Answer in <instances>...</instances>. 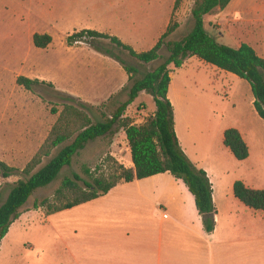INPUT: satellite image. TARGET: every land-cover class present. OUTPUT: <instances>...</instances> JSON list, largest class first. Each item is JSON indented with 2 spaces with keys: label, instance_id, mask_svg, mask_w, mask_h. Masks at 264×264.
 <instances>
[{
  "label": "crops",
  "instance_id": "crops-1",
  "mask_svg": "<svg viewBox=\"0 0 264 264\" xmlns=\"http://www.w3.org/2000/svg\"><path fill=\"white\" fill-rule=\"evenodd\" d=\"M30 1L29 7L19 0L17 8H8L22 13L20 18L26 10L38 18L39 25H30L26 34L31 33V43L34 34L49 36L51 43L45 49L32 46L49 49L57 57L56 63H50L57 72L50 80L84 105L114 100L129 79L115 59L90 47H72L68 38L80 31H95L142 53L156 45L176 12L175 0ZM244 8H255L250 17L264 24V0H232L224 10L206 15L204 26L221 27L215 35L210 33L218 43L231 48L247 43L264 58L260 42L235 43L234 27L230 32L222 28L227 16ZM168 69L167 97L179 146L195 168L205 171L212 186L213 232L204 231L193 195L169 173L121 181L101 197L31 225L30 230L47 226L55 241L50 249L55 246L64 257L58 264H264V212L249 209L233 193L237 181L249 189L264 190V120L255 110L251 88L196 57L178 69ZM211 93L221 96L213 98ZM228 129L241 135L248 148L246 160L237 161L223 145ZM124 168L133 169L132 162ZM14 223L0 243V257L9 236L29 229L22 216ZM33 248L31 244L29 250ZM25 262V257L16 262L0 260V264Z\"/></svg>",
  "mask_w": 264,
  "mask_h": 264
},
{
  "label": "trees",
  "instance_id": "trees-1",
  "mask_svg": "<svg viewBox=\"0 0 264 264\" xmlns=\"http://www.w3.org/2000/svg\"><path fill=\"white\" fill-rule=\"evenodd\" d=\"M184 0H175L173 12L177 11ZM232 0H195L190 11L193 21L192 30L180 41H167L179 27L171 19L165 33L149 51L136 53L118 39L84 30L68 38L69 43L82 39L107 40L116 48L126 52L131 58L143 64L162 59L159 54L164 47L168 55L152 72L136 78L138 70L127 66L110 50L93 45L95 51L109 56L119 62L128 75L131 83L127 101L122 103L110 117L94 122L82 103L66 104L50 130L49 137L21 172L24 178L19 179L9 190L0 205V243L9 232L11 225L20 217L22 208L29 198L39 189L46 188L59 176L64 167L71 165L73 158L89 142L111 136L116 128L123 130L130 150L133 169L118 167L114 180L93 179L91 183L82 181L74 174L72 178L63 179L60 188L55 191L53 200L35 201L33 208L46 209V215H52L78 205L84 204L107 194L119 182L130 183L158 174L169 173L176 180L182 181L193 195L198 214L201 216L204 231L213 232L215 228V208L212 201V186L207 174L197 169L189 161L179 146L174 130L173 109L167 97L170 83L169 66L180 68L190 57H196L206 64L221 71L235 75L246 81L255 99L254 107L258 116L264 120V58L259 57L253 48L241 44L238 48L218 43L205 29L204 17L215 10H224ZM33 46L45 49L51 43L47 35L34 34ZM16 84L26 91L40 84L37 80L18 77ZM142 92L149 94L155 104V111L141 125L133 124L124 117L127 107ZM71 102L75 100L67 97ZM74 100V101H73ZM56 112L53 111L52 114ZM223 145L229 149L237 161L247 159L249 153L241 135L235 129H228L223 135ZM58 151L51 157L52 152ZM51 157L45 165L38 168L44 159ZM38 168V169H37ZM16 170L0 162V177L7 179ZM88 173V171H85ZM234 196L249 209L264 212V190H252L237 181L233 186ZM72 198H70V196Z\"/></svg>",
  "mask_w": 264,
  "mask_h": 264
},
{
  "label": "rangeland",
  "instance_id": "rangeland-1",
  "mask_svg": "<svg viewBox=\"0 0 264 264\" xmlns=\"http://www.w3.org/2000/svg\"><path fill=\"white\" fill-rule=\"evenodd\" d=\"M4 2V4L1 3ZM19 0H0V162L16 170L13 176L3 179L0 177V205L5 200L10 188L19 180L24 178L23 169L35 156L49 137L50 130L56 119L63 111L66 104H77L70 97L63 86L57 88L54 81L56 68L51 69L50 63H56L57 57L50 50H36L31 43V33L26 34V29L30 25H39L37 17L23 13L15 14L10 7L17 8ZM195 0H184L179 9L175 12L173 20L180 22L177 30L170 35L167 41L182 40L193 27L190 11ZM184 3V5H183ZM25 4L31 6L30 0H25ZM26 7V9H28ZM23 11V10H22ZM255 8H244L239 12L227 16L226 26L228 32L233 30L235 34L232 39L235 43L242 40H254L260 42L261 50H264V24L251 18ZM50 19V18H49ZM48 19V20H49ZM250 19L252 21L248 22ZM248 22V23H247ZM228 24V25H227ZM179 25V24H178ZM210 34H216L219 26L212 25L205 27ZM225 30V29H224ZM226 44V41H222ZM245 43V42H244ZM247 44V43H245ZM98 45L110 50L127 66L135 67L138 70L136 78H140L148 72H152L159 66L163 59L168 55L163 47L160 50L162 59L149 64H143L131 58L126 52L116 48L107 40L82 39L81 42L72 43V47L83 48ZM249 45V44H248ZM25 77L30 80H38L40 84L33 86L32 91H26L23 87L16 84L18 77ZM131 83L120 92L119 96L107 103L86 104V111L91 119L102 121L105 117H110L121 101L127 100V94ZM220 93H211V97H220ZM215 100V99H214ZM55 111V114H52ZM155 111V104L152 97L142 92L127 107L124 117L132 121L133 124L141 125ZM217 112V111H216ZM58 151L55 149L52 156ZM129 147L123 130L116 128L111 136L89 142L72 160L68 167H64L58 178L46 188L37 190L28 200L21 210L24 221L29 226L27 232L12 234L3 245L1 259L4 257L12 261L20 260L25 257V264H58L63 260V254L54 245L51 233L46 225H40L39 229L30 230L32 224L44 221L46 215L45 208L35 210V201L43 199L53 200L55 191L60 188L63 179L72 178L74 174L81 178L77 184L83 187V182L91 183L93 179H104L107 182L114 180L119 166L128 165L131 162L128 154ZM43 160L38 167H42L51 158ZM37 168V169H38ZM85 171H88L86 173ZM72 198L71 195H69ZM62 218V216H60ZM15 223L12 228H15ZM29 230V231H28ZM2 242V241H1ZM34 251H30L31 244ZM23 247V250H22ZM55 249V251H54ZM24 254V255H23ZM0 259V260H1Z\"/></svg>",
  "mask_w": 264,
  "mask_h": 264
},
{
  "label": "built area",
  "instance_id": "built-area-1",
  "mask_svg": "<svg viewBox=\"0 0 264 264\" xmlns=\"http://www.w3.org/2000/svg\"><path fill=\"white\" fill-rule=\"evenodd\" d=\"M78 42H81V41H78Z\"/></svg>",
  "mask_w": 264,
  "mask_h": 264
}]
</instances>
